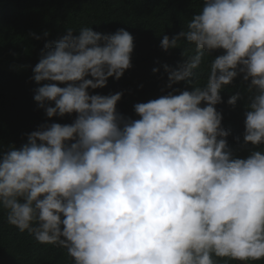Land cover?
Segmentation results:
<instances>
[{"label":"clouds","instance_id":"obj_1","mask_svg":"<svg viewBox=\"0 0 264 264\" xmlns=\"http://www.w3.org/2000/svg\"><path fill=\"white\" fill-rule=\"evenodd\" d=\"M181 39L195 54L177 68L163 65L167 87L186 81L192 90L136 103L138 119L118 112L123 92L89 91L133 66L129 31L67 28L46 43L32 69L34 100L49 118L76 115L0 150V208L9 224L66 248L74 264L264 259V151L256 150L264 145V0H203L187 31L163 35L160 47L177 48ZM215 50L223 52L207 84L195 86L194 70ZM241 75L251 93L244 144L255 146L246 158L234 155L216 108Z\"/></svg>","mask_w":264,"mask_h":264},{"label":"trees","instance_id":"obj_2","mask_svg":"<svg viewBox=\"0 0 264 264\" xmlns=\"http://www.w3.org/2000/svg\"><path fill=\"white\" fill-rule=\"evenodd\" d=\"M202 7L203 0H0V150L20 147L27 142L25 134L43 123L70 124L75 119L76 114L47 117L34 100L39 85L31 79L46 43L61 39L67 28L75 35L83 27L102 33L124 28L133 35V66L119 80L110 77L105 87L89 89L91 94L101 95L123 92L117 110L125 116L139 118L134 112L138 102H148L174 89L192 90L193 85L186 81L168 88L163 65L177 68L187 56L195 54V45L181 39L177 48L165 51L160 42L163 35L173 37L187 31L188 22ZM45 32L49 35L44 36ZM222 52L205 55L190 78L195 86L207 84L211 62ZM154 68L159 71L154 72ZM236 93L242 98L233 107L227 101ZM221 95L223 103L216 108L223 114L222 126L229 131L228 144L235 156L246 158L255 146L244 144L245 103L251 93L242 75L225 86ZM256 150L264 151V145ZM214 259L217 264H240L228 258ZM249 263L264 264V259ZM0 264H74V260L66 248L38 243L29 232H20L8 223L6 212L0 208Z\"/></svg>","mask_w":264,"mask_h":264},{"label":"water","instance_id":"obj_3","mask_svg":"<svg viewBox=\"0 0 264 264\" xmlns=\"http://www.w3.org/2000/svg\"><path fill=\"white\" fill-rule=\"evenodd\" d=\"M240 264H246V262L238 261ZM248 264H251L248 262Z\"/></svg>","mask_w":264,"mask_h":264}]
</instances>
